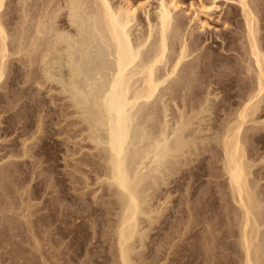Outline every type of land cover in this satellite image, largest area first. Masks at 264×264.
Wrapping results in <instances>:
<instances>
[{"label":"bare ground","instance_id":"6f19581e","mask_svg":"<svg viewBox=\"0 0 264 264\" xmlns=\"http://www.w3.org/2000/svg\"><path fill=\"white\" fill-rule=\"evenodd\" d=\"M221 2L226 10L220 16ZM13 3L7 13L12 24L9 31L6 29L9 23L3 19L4 0H0V82L11 56L24 57L29 68L41 73L45 83L57 80L58 90L67 94L68 106L79 118V141L88 146L90 153H87L91 155L89 160L82 159L80 190L88 191L95 197L96 205H100L63 206L60 198L66 192L58 187L56 195L44 197V212L35 220L29 218L28 210L21 213L22 220L30 225L40 223L43 228L45 264H54L52 260L59 256L62 259V262L58 259L59 264L72 260L62 250L51 251L62 244L66 250L73 247L75 254L84 249L85 253H91L90 229L92 242L100 239V235L95 237L99 231L103 232L104 240L109 235L113 264H136L135 242L143 236L139 234L140 216L149 215L150 211L144 205L162 186L172 185L173 191L179 192L177 188L185 179L191 180L190 184L186 183L185 193L182 192L186 201L196 191L201 197L229 195L227 199L235 205L230 210L234 211L232 226L236 229H232L236 230L233 235L239 251L238 263L264 264L263 197L259 195L260 179L253 175L254 163L248 159L246 147V142L258 135L256 131L250 135L245 133V124L264 123L256 120L264 99V0H195L192 3L190 0L186 8L179 7L180 0H154L153 4L150 0H119L118 3L15 0ZM188 8L191 15L187 17L184 13ZM214 14L223 30L213 34L207 19ZM209 40L216 46H207ZM218 89L223 91L219 92L221 95L215 93ZM235 98L237 104L229 107L219 130L210 136L204 135L213 126L210 123L208 128L205 126L206 130L202 128L206 117L203 105L211 101L218 110L222 102H232ZM206 157L212 159L207 167L203 162ZM205 174L213 177L216 189L208 186L197 190ZM7 177L1 169L0 178L5 181ZM92 185L96 187L91 188ZM102 205L107 206V214L110 209L114 210L113 218L98 219ZM67 234L72 236L63 242ZM208 234L214 231L209 230ZM101 256L108 257L104 253L93 259L91 253L87 261L95 264Z\"/></svg>","mask_w":264,"mask_h":264},{"label":"rangeland","instance_id":"374dc122","mask_svg":"<svg viewBox=\"0 0 264 264\" xmlns=\"http://www.w3.org/2000/svg\"><path fill=\"white\" fill-rule=\"evenodd\" d=\"M112 1L115 3L119 2V0L117 1L112 0ZM194 1L195 0H191V3ZM13 2H15V0H4V6H3L4 9H2L4 11L3 19L6 20V22L8 23L9 21H8L7 13L10 11L11 6L13 7L14 5ZM150 2L153 4L154 0H150ZM189 2L190 0H180L179 7L186 8ZM219 4H220L219 8H221V12L219 13V15L221 16L225 12L226 6L224 3L222 5V2ZM189 11L190 10L188 8L187 11L184 13V14L187 13V17L191 15V11L190 12ZM19 13L20 12H18V14ZM216 16L217 14H214L211 16V18L207 19V21L211 25L210 28H213L211 30L213 34L215 33L214 31L219 32L223 30V25L218 21L216 22ZM10 28H12V24L11 23L6 24V29L9 30ZM210 41L211 40L206 42L207 46H210V47L216 46L215 43L213 44L209 43ZM202 46L205 47V44H203ZM15 57L16 56H11L9 58L7 62L5 76L3 77L4 79L1 80L0 82V172L2 169L6 173V177L8 176L5 181H4V178L3 180L2 178H0L1 180L0 185L2 186V187L0 186V192H1L0 193V205L3 203L0 206V264H19V263L20 264H45V261H44L45 251H43L45 249V246H44V240L42 239V234H43L42 226L40 225V223H35V222H32L30 225V223H28L27 221L25 222L24 220H22V217L20 215L22 212H26L28 210V212L31 213V216L29 218H31V220H35V218L38 217V215H40L42 211L44 212L43 202H42L44 197L47 195H52V196L56 195L57 194L56 190L58 187L62 188L64 192H66L67 194V196L66 194L64 196L61 195L60 200L63 206L71 205L70 208L71 207L79 208L80 205H84V204L90 205V203L91 205L95 206L96 205V202L94 201L95 197H93V195H91L86 190H85L86 192L84 191L83 193V191L80 190L82 189L81 187L83 183L82 185L81 183H79V182H82L81 173H79V170L81 169V167H83L81 166V163L84 160L91 158L89 157L91 155L89 154L90 152L87 149L88 146L87 145L85 146L82 142L79 141L80 140L79 131H78L80 127V123L78 120L79 118L73 115L72 112L74 111V109L68 106L70 104L69 103L70 101L66 98L67 94L62 93L58 90L59 83L57 82V80L51 83H45L44 81H42L43 78L41 76V73L36 68H31V67L29 68V66L25 62L26 60L24 57H20V58L18 57L15 58ZM56 90H58V92ZM219 92L223 93V91H220V89H218V92L217 90L215 91V93H218L221 95L222 93H219ZM201 99L202 98H200V100ZM198 103H199L198 101L197 103L194 102V104L196 105ZM261 103L263 104L260 105L261 108L256 114L257 116L256 120L258 119L257 120L258 122L264 120V99ZM177 104L180 105L181 103L178 102ZM236 104H237V98H235L232 102H227V101L222 102L220 104L221 108H218L217 110L216 107L214 108L215 104H212L211 101H207L203 105L205 109V112L203 113V115L206 114L205 115L206 117L202 115L203 118L205 117L204 118L205 121L203 120L201 125H202V128H204L205 130L207 126H210L208 125L210 123H212L213 127L212 129H210V131H205V132L203 131L204 133L203 132L202 133L204 135L207 134V136H210L214 134L215 131L219 130L220 128L219 126H221L219 124L223 122L221 120H223L225 113L228 112L227 111L228 109L236 106ZM210 111L212 113H210ZM214 111L217 112L216 116L213 113ZM207 117H209L210 119ZM252 124L254 123L249 122V124L248 123L245 124L246 125L245 133L247 135H250V133H252L253 131L254 132L256 131V135L258 136L255 140H248L246 142L247 144L246 147L248 146L247 147L248 150L247 149L246 150L248 153L247 154L248 159L254 163V166L252 167L253 175L256 176L257 179H260L259 185H258L259 195L260 197L262 196L264 199V131H263L264 123L263 125L262 123H255L254 125ZM256 124L258 125L260 124V125L257 126V128H255ZM256 129L257 130L259 129V130L257 131ZM247 132H249V134ZM211 143H213V141H211ZM205 156H206V153H205ZM84 157H86V159H84ZM211 161H212L211 158L206 157V159H204L203 162L206 166ZM218 164L219 162L217 163V165ZM57 177H59L60 179ZM76 179L77 180L79 179V181H76ZM201 179H202L201 180L202 183L199 184V187L197 189L198 191H200L204 187L206 188L208 186L210 187L214 186V182L212 183L213 177H211L210 175L205 174L204 177L203 176L201 177ZM188 182L190 184L191 180L185 179L182 181V184L180 185V187L177 188L179 189V192L178 190H175L176 192H174L173 189L171 188L172 185H169V187L162 186L161 189L156 192V195L152 196L150 201H148V203L145 204L147 208L144 205V209H148L146 211H149V210L150 211L148 213L149 215L140 216V218L142 219H141V225H140L141 227L139 229V234L141 233L140 236L142 235L143 236L140 237L141 240L138 238L137 242H135L136 248L134 249L133 253H134V256L137 257L136 259L138 262L136 261V264H146V263L147 264H150V263L151 264H209V262L210 264H239L238 262L240 260L238 258L239 256H237L239 254V251H238V247L236 244V236L233 235V232L235 233L236 231L233 229L234 228L236 229V226L234 225L232 226L233 224L232 216L234 214V211L233 212L231 211L235 209L234 203L230 200V198L229 200L227 199L229 195H210L212 197H215V199L211 198L210 200L209 198L210 196L202 195L201 197V195L197 194L198 193L197 191L194 193V195L190 196L191 198L188 197V200L186 201V199H184L185 195L183 194L185 193V189L187 188L186 183L188 185ZM94 187L96 186L95 185L91 186V188H94ZM213 188L216 189L217 187L215 188L214 186ZM85 193L87 195H85ZM222 196H225L226 199L225 197L223 198ZM102 198L106 199V197H102ZM202 199L203 200L207 199L206 201L208 203L211 202L213 204L211 203L208 204L206 201H202ZM263 199H262V205H263V212H264V200ZM96 200H100V198H97ZM227 200L229 202H227ZM179 201H181L182 204ZM77 202L78 204H76ZM226 202L229 203L228 204L229 211L226 208L228 206L224 207L225 209L222 207L223 205L224 206L227 205ZM189 203L191 206L189 205ZM183 204H185V206L187 204V206L191 208L187 206L184 208ZM195 204H197V206ZM76 205H79V207ZM99 206L100 205L98 204L96 205V207H99ZM104 206L105 207H103L102 205V207L100 208L102 212H100L101 214L99 213L98 219L105 221V219L107 220L108 218H113L111 217L112 216L111 213H113L114 210L110 209L111 210L110 213L107 214L105 212L107 209L106 208L107 206L106 205ZM192 206H196V207H192ZM200 206L203 207V210H201L202 207L200 209ZM183 208L185 210H183ZM204 210H206L207 213L204 212ZM155 211L158 213H156ZM189 211L190 213H188ZM201 211L203 214L200 213ZM223 212H224V215H223ZM182 214L183 216H181ZM191 216H193V218H191ZM177 218L181 220L176 221ZM227 218H230V219H227ZM191 219L192 221H190ZM215 219L217 220L215 221ZM218 220L220 223L218 222ZM187 221L189 224L188 223L186 224ZM184 223L186 224L185 226H184ZM18 225L20 226L18 227ZM173 226H175V228L177 227V229H175ZM228 227H230L231 230ZM209 230L210 231L213 230L214 234H211V235L208 234ZM90 231L92 230L91 229L89 230L88 240L89 242L90 241L91 242H90V246L88 249L91 251L92 256L94 255L93 259L95 258L96 255H104V253L108 255L107 258H104L103 256L97 258V262L95 264H113L112 256H111L112 254L110 255V253H113V251H111L112 250L111 249L112 240L111 239L109 240V235H106L107 239L104 240V236H102L101 234L103 232L99 231L100 233H96L95 237L98 236L99 238V235H100V239H98V242L97 241L92 242L91 240L92 232ZM228 231H229V234H228ZM90 234H91V237H90ZM188 235L190 236L189 238L191 239L187 238ZM33 236L37 237L38 241L35 240V237ZM71 236L72 235L67 234L64 237L65 239L63 242H67ZM211 236L214 237L217 241L213 240L214 238L212 239ZM218 236H219V239H218ZM200 237H201V240L199 239ZM202 237L204 240L202 239ZM207 237L209 239L211 238L215 244L212 242L211 239H210L211 241H208ZM7 240L8 241L10 240V242H8ZM101 240H104V241H101ZM223 241L225 242L223 243ZM179 245H180V248H179ZM30 246L32 247L29 248ZM200 246L201 247L203 246V247L201 248ZM55 247L57 248L55 249ZM218 247H219V250L217 249ZM211 248L213 249L211 250ZM55 250L56 251L62 250L63 252H66V256L67 254L70 255L69 259H72V260H68L67 264H93V262L87 261L91 253H88V254L85 253L86 252L84 251L85 249L83 250V252L79 251V253L75 254L73 252V247L68 248V250H66L64 244H62L60 246H54L53 250L51 249V251L56 252ZM205 253L209 255L207 256ZM202 254L203 255L205 254L204 257H202L203 256ZM212 254L214 255L213 257H212ZM59 257L58 259L60 260V262H62V259ZM58 259L57 260L55 259L56 261L54 259L52 260L54 264L58 262ZM60 262H58L57 264H59ZM211 262H214V263H211Z\"/></svg>","mask_w":264,"mask_h":264}]
</instances>
